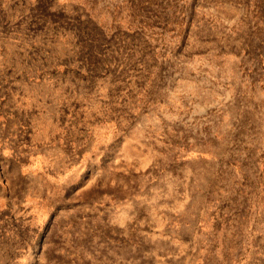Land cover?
<instances>
[{"label":"rangeland","instance_id":"rangeland-1","mask_svg":"<svg viewBox=\"0 0 264 264\" xmlns=\"http://www.w3.org/2000/svg\"><path fill=\"white\" fill-rule=\"evenodd\" d=\"M0 264H264V0H0Z\"/></svg>","mask_w":264,"mask_h":264},{"label":"crops","instance_id":"crops-1","mask_svg":"<svg viewBox=\"0 0 264 264\" xmlns=\"http://www.w3.org/2000/svg\"><path fill=\"white\" fill-rule=\"evenodd\" d=\"M256 180H260V179H256ZM210 214L211 215H216V216H223V217H226V216H230V215H237V216H240V215H244V211L240 208H230V207H222V208H212L210 209ZM238 225V222H234L232 223V225ZM227 227V229H226ZM226 230H229V226L225 225V228L223 227V231H226ZM234 230V229H233Z\"/></svg>","mask_w":264,"mask_h":264}]
</instances>
